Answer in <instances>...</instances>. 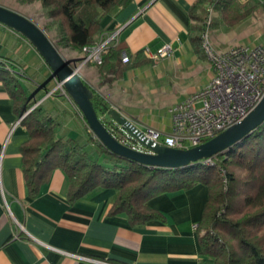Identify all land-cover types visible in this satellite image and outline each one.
I'll list each match as a JSON object with an SVG mask.
<instances>
[{"label":"crops","instance_id":"crops-1","mask_svg":"<svg viewBox=\"0 0 264 264\" xmlns=\"http://www.w3.org/2000/svg\"><path fill=\"white\" fill-rule=\"evenodd\" d=\"M197 2L131 0L105 16L100 22L103 32L94 41L118 30L119 43L136 65L116 76H102L92 64L84 66L80 77L95 100L118 110L140 129L168 134L172 108L204 88L213 77L203 50L196 54L190 41L194 24L190 11ZM209 7L208 3L204 5V9ZM259 7L249 2L245 9L250 13L233 26L226 25L219 10H214L213 47L225 51L234 46L264 45L248 43ZM45 34L63 58H79V52L59 43L64 38L61 30L53 37ZM164 44H170L173 50L167 58L153 61L144 52L155 54ZM0 59L6 61L8 74L34 100V106L41 107L42 114L55 121L56 139L76 140L94 150V136L71 99L59 93L45 96L44 87L49 86L52 77L47 64L23 37L2 25ZM145 59L148 61L142 63ZM104 77L108 78L106 82ZM18 107L0 81V264H213L201 254L199 235L193 229V224L200 222L208 198L207 188L201 184L151 198L146 205L163 214L165 222L154 220L133 226L124 214L109 216L117 197L114 189L95 188L71 202L69 181L60 169H55L38 194L30 197L21 151L29 135L20 124L23 117L17 116ZM98 115L108 118L100 111Z\"/></svg>","mask_w":264,"mask_h":264},{"label":"trees","instance_id":"trees-1","mask_svg":"<svg viewBox=\"0 0 264 264\" xmlns=\"http://www.w3.org/2000/svg\"><path fill=\"white\" fill-rule=\"evenodd\" d=\"M25 1H38L64 33L59 43L80 54L82 48L93 45L94 37L103 32L101 20L131 0ZM207 3L209 8L219 10L222 21L228 26L237 24L251 11L235 0H198L190 11L194 23L190 41L198 55L202 51V26L209 14V8L204 9ZM122 51L121 43L107 51L98 67L102 76H116L136 65L129 60L123 66L120 63ZM147 61L145 59L142 63ZM70 62L75 65L77 59ZM106 80L108 78L104 77L103 81ZM0 81L19 106L16 108L18 117L31 107L20 121L29 135L21 151L24 180L30 197L38 194L55 169H60L68 178V198L71 202L95 188L114 189L117 197L109 216L124 214L133 226L154 220L165 222L163 214L146 205L151 198L187 191L201 184L208 191L197 230L198 235L201 230L205 232L203 236L199 235L201 254L210 258L213 264H264V123L217 155L213 167L196 163L174 170L151 168L110 153L95 137L94 150L87 149L86 144L76 140L56 139L55 121L42 114L41 107L33 106L34 100L25 95L17 80L8 74L2 64ZM48 87L46 85L44 91H48ZM95 99L94 95L92 102L96 112L105 113L107 106ZM220 169L226 172V184L220 178Z\"/></svg>","mask_w":264,"mask_h":264},{"label":"built area","instance_id":"built-area-1","mask_svg":"<svg viewBox=\"0 0 264 264\" xmlns=\"http://www.w3.org/2000/svg\"><path fill=\"white\" fill-rule=\"evenodd\" d=\"M235 1L240 5L254 1L259 6L264 7V0ZM213 11V8H209V14L204 21L200 36L202 50L213 71L211 81L200 91L172 108L171 128L168 134L163 135L152 128L140 129L136 123L130 120L143 138L148 139L153 144L179 150L198 146L239 123L252 111L264 95V45L256 47L234 46L225 51L216 50L211 41ZM118 44V30L106 33L93 45L82 48L77 63L72 66L73 71L80 76L79 68L88 64L99 67L107 51ZM144 52L149 59L154 61L169 57L173 50L170 44H164L155 54H149L147 50ZM129 60L128 54L122 51L120 61L127 64ZM0 64L6 68V71L10 72L6 61L0 59ZM53 86L54 88L46 91L45 96H50L55 89H60L66 95L59 82L55 81ZM30 109H27L21 118ZM100 119L108 132L120 144L138 152L149 153V150L127 134L118 124L103 116ZM215 162L216 157L204 159L198 163L205 167H213ZM219 175L222 182L226 184L225 170L220 169ZM16 225L19 231H23L19 224L16 223ZM193 229L196 231L199 229L198 223L193 224ZM204 234L205 232L202 230L199 232L200 236ZM69 256L93 262V260L85 257L73 254H69Z\"/></svg>","mask_w":264,"mask_h":264},{"label":"water","instance_id":"water-1","mask_svg":"<svg viewBox=\"0 0 264 264\" xmlns=\"http://www.w3.org/2000/svg\"><path fill=\"white\" fill-rule=\"evenodd\" d=\"M0 25L23 37L40 55L50 69L52 81L61 84L65 94L76 105L93 136L110 153L151 168L179 169L214 158L243 140L264 123V95L260 102L239 123L210 140L179 150L153 144L143 138L130 120L116 109H106L108 118L139 142L149 153L138 152L120 144L107 130L93 106V92L73 71L72 62L63 58L44 31L18 12L0 5Z\"/></svg>","mask_w":264,"mask_h":264},{"label":"rangeland","instance_id":"rangeland-1","mask_svg":"<svg viewBox=\"0 0 264 264\" xmlns=\"http://www.w3.org/2000/svg\"><path fill=\"white\" fill-rule=\"evenodd\" d=\"M0 5L3 7H6L10 10H13L15 12L20 13L21 15L32 19L34 23L40 27L42 30L45 31L50 37H53L54 35H57V33H60V27L52 20L47 14V11L41 7L40 3L38 1H33V2H26L25 0H0ZM240 5V4H239ZM241 6H248L246 5H241ZM251 6V5H249ZM263 10L262 12L260 11ZM257 13L262 14L264 12V7L260 6L257 8ZM261 12V13H259ZM213 15V13H212ZM255 16V22L253 27V34L251 37L248 39L249 45H257V44H263L264 43V16L258 17ZM204 24V23H203ZM63 49V48H62ZM64 50V49H63ZM64 52V51H62ZM74 66V65H73ZM80 73L82 72V68H79ZM54 81H52V77L50 80L49 88L52 89L54 88ZM53 94H62L64 93L60 89H55L53 91ZM46 91H44V94ZM34 106V105H33ZM32 106V107H33ZM31 108V107H30Z\"/></svg>","mask_w":264,"mask_h":264}]
</instances>
